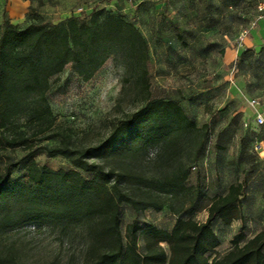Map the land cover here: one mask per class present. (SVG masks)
<instances>
[{
	"label": "trees",
	"instance_id": "16d2710c",
	"mask_svg": "<svg viewBox=\"0 0 264 264\" xmlns=\"http://www.w3.org/2000/svg\"><path fill=\"white\" fill-rule=\"evenodd\" d=\"M111 51L119 55L129 76L148 75L149 41L137 17L122 10L96 8L85 17L72 15L59 22L38 15L25 27L4 22L0 148L35 144L49 157L65 158L69 167L53 170L29 159L24 164L26 174L15 178L23 161L4 164L0 168V232L24 226L81 232L86 240L84 264H264V231L252 238L246 233L243 201L249 191L245 182L231 181L224 193L212 195L200 183L188 185L191 171L208 162L212 130L199 126L180 100L146 97L140 110L96 146L78 148L72 136L58 128L48 99L52 78L70 64L80 75L90 77ZM145 84L148 90V81ZM56 138L60 143L43 147ZM152 149L160 176L148 177L126 163L108 165V161L139 159ZM187 151L190 156L182 161ZM160 193L174 196L172 229L134 219L123 234V204L137 212L162 211L165 204L156 199ZM201 207L207 209L204 222L194 217ZM217 221L226 226L241 222L225 251L219 250L223 239L214 230ZM4 262L0 255V264Z\"/></svg>",
	"mask_w": 264,
	"mask_h": 264
},
{
	"label": "rangeland",
	"instance_id": "374dc122",
	"mask_svg": "<svg viewBox=\"0 0 264 264\" xmlns=\"http://www.w3.org/2000/svg\"><path fill=\"white\" fill-rule=\"evenodd\" d=\"M138 1L0 0V16L10 19L9 14L14 15V22L21 27L27 26L34 16L59 22L72 15L85 17L96 8L115 12L124 9L128 16H136L150 44L148 75L129 76L115 51L109 53L104 65L90 77L80 75L75 64L68 65L52 78L48 95L58 128L68 132L78 148L96 146L140 110L146 97L180 100L199 126L207 125L212 130L208 137L212 138L208 162L191 171L188 185L195 187L200 183L212 195L217 192L215 187L223 190L222 186L231 181L246 182L249 192L252 191L244 199L245 207H250L254 214L246 230L251 238L261 228L264 230V126L255 123V113L249 105V101L257 100L260 103L257 109L264 115V20L256 21L257 3L254 0H148L136 6ZM245 31L249 33L248 48L237 51L238 38ZM252 38L260 41V51H251ZM239 81L244 82L242 87L236 85ZM58 143L60 139L56 138L45 142L43 147ZM257 144L262 146L261 151L255 150ZM155 151L152 149L135 160L127 158L116 164L108 161V165H131L148 177L160 176V168L152 162ZM190 153H184L182 161ZM29 159L53 170L69 167L65 158L49 157L35 144L27 148H0V168L10 161H23L14 172L15 178L26 174L24 164ZM156 199L165 204L164 210L151 208L137 212L130 204H123L120 214L123 234L134 219L172 229L176 216L170 204L174 196L160 193ZM194 217L204 222L207 209L201 207ZM240 227V222L232 227L222 222L214 224V230L223 239L220 251L229 248ZM85 242L78 231L24 226L0 232V255L4 264H84Z\"/></svg>",
	"mask_w": 264,
	"mask_h": 264
},
{
	"label": "crops",
	"instance_id": "0c3cea01",
	"mask_svg": "<svg viewBox=\"0 0 264 264\" xmlns=\"http://www.w3.org/2000/svg\"><path fill=\"white\" fill-rule=\"evenodd\" d=\"M5 2V1H4ZM147 2H149L148 0H140V1H138V4L136 5V6H141L142 4H146ZM145 6V5H144ZM131 9H133V7L131 6L130 7ZM8 10V13H10L9 11V9H7ZM122 11H124V9H122ZM10 15V19H8V18H6L4 15H1L0 16V24H2V26L0 27V35H1V33H2V31H3V29H4V22L6 21V20H10L12 23H15L14 22V15H12V14H9ZM138 19V18H137ZM16 24V23H15ZM253 42L255 43V42H257L256 41V39H251V44H252V47H251V51H260L259 50V48H262L261 46H259L260 45V41L259 42H257V44L256 45H253ZM241 57V56H240ZM241 61L243 60V58L242 59H240ZM231 83L232 84H235V82L233 81V80H231ZM243 81H239L236 85L237 86H239V87H242L243 86ZM254 100V99H253ZM252 101V100H251ZM251 101H249V105H250V107L253 109V112L255 113L254 114V116H256V114H257V112H260L259 111V109H255V108H253L252 106H251ZM182 103V102H181ZM206 104V103H205ZM204 104V105H205ZM192 105V107H193V105L194 104H191ZM260 107V106H259ZM260 113H262V112H260ZM207 115H210V112L208 113V111H207ZM216 115V112L215 113H213V116H215ZM212 118V117H211ZM227 184V183H226ZM245 184H246V182H245ZM225 186V185H224ZM224 186H222L223 187V190H221V189H219V188H217V187H215L216 188V191H217V193H221V192H223L224 193ZM246 186H247V191H250L251 189L248 187V185L246 184ZM253 190V189H252ZM252 192V191H251ZM251 192H248L247 193V196H250V194H251ZM245 199V198H244ZM243 207H244V210H245V213H246V217L248 218V222H249V220L251 219V217H253V212H252V210L251 209H249L250 207H248V208H246L245 207V201H243ZM217 222H221V221H217ZM238 222H240V221H235L231 226H226V225H224V226H226V227H232V226H234V224H236V223H238ZM241 223V222H240ZM250 223H251V221H250ZM250 223H247V225L248 224H250ZM262 225H264V223H262ZM248 228V227H247ZM261 231H264L262 228L260 229V230H258L256 233H255V235L258 233V232H261ZM252 238V237H251ZM231 247V244H230V246H229V248Z\"/></svg>",
	"mask_w": 264,
	"mask_h": 264
},
{
	"label": "built area",
	"instance_id": "2783aa9c",
	"mask_svg": "<svg viewBox=\"0 0 264 264\" xmlns=\"http://www.w3.org/2000/svg\"><path fill=\"white\" fill-rule=\"evenodd\" d=\"M255 2L257 3V9H258V17L256 21L264 20V0H255ZM80 11H82V9H80ZM255 25H256V22L253 24V26ZM248 35H249L248 31H245L243 34L239 36L238 41H237V45H238L237 51L245 50L246 48H248ZM251 106L257 109L260 106V103L257 100H252ZM255 123L258 126H264V115L262 113L257 112L255 116ZM211 143H212V138H209V145H207L209 154L211 152L210 151ZM255 150L261 151L262 146L260 144H257L255 146Z\"/></svg>",
	"mask_w": 264,
	"mask_h": 264
}]
</instances>
